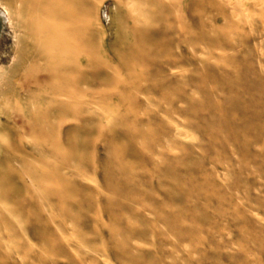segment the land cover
Returning a JSON list of instances; mask_svg holds the SVG:
<instances>
[{"label":"rangeland","instance_id":"rangeland-1","mask_svg":"<svg viewBox=\"0 0 264 264\" xmlns=\"http://www.w3.org/2000/svg\"><path fill=\"white\" fill-rule=\"evenodd\" d=\"M95 1L104 66L41 119L34 208L0 187V264H264V0Z\"/></svg>","mask_w":264,"mask_h":264},{"label":"bare ground","instance_id":"bare-ground-1","mask_svg":"<svg viewBox=\"0 0 264 264\" xmlns=\"http://www.w3.org/2000/svg\"><path fill=\"white\" fill-rule=\"evenodd\" d=\"M10 1L12 5L17 4L19 7H16L18 11H15L13 8L11 9L12 6H8L9 3H4L3 5V3L0 2V6L5 9V12L8 14L7 16H9L8 25H10L13 30L12 36L14 41V56L11 59L10 65L7 67H0V187H2V189L4 188L3 191L5 190V193L8 195H14L17 200L19 199L23 202L26 197H29L28 195L30 193H33L34 188H36L37 179L39 178V171L36 164L38 159H40L38 156L42 157V155H38L37 140L38 134L44 128L41 124V119L46 118L48 120L55 117L65 118L67 114L73 113L74 108L70 104H66L62 99L76 97V100H79L81 96L85 94V91H83L84 86L90 82V79H93L87 74L89 65L94 64L96 67H99L96 69H101L104 65L101 59L93 60L91 58V54H93V51L91 53V44L99 43L101 39V34L96 29V16L95 13L93 14L96 10H93V4L96 2L95 0L94 3L93 0ZM118 2L121 3V0H118ZM207 2L208 1H206V3ZM206 3L204 2V4ZM169 4L171 5V3ZM214 5L217 6L216 3H214ZM206 6L203 8L207 9ZM218 6L215 9H217ZM212 7L214 10L215 6L212 5L211 8ZM195 8H197L196 5ZM196 10H198V8ZM211 10L212 9H210V11ZM132 12L130 15H132ZM196 16L197 15L194 17ZM210 17L212 16L210 15ZM131 22H135V20H131ZM133 32H135V30ZM107 45H116V40L107 42ZM97 47L99 48L101 46ZM115 47L116 46L113 47V50H115ZM111 49L110 51H112ZM133 50H130L131 53H133ZM127 53L129 55V52H126V54ZM114 56L116 58L118 57V60L119 58H123L122 55L119 57L120 54ZM126 57L128 56L125 55V58ZM105 59L107 58L105 57ZM121 62L122 61H120V63ZM124 63L121 64L123 65ZM102 77L103 75L101 79H103ZM45 105L46 109L43 107ZM80 105L81 104H79L78 107L81 109ZM84 109H86V107ZM86 121L88 122V119ZM97 126L98 125L95 127ZM45 127L51 129L54 128V125H52L51 122H47ZM84 127H86V125ZM69 130L73 131L70 127ZM91 131H93V129ZM94 131L97 132L95 129ZM67 135H71V132L70 134L67 132ZM26 139L28 140L27 145L25 143ZM80 143H82L81 139ZM43 159L45 160V157H43ZM46 174L48 175V173H42L43 177ZM57 174L60 175V180H64L68 171L66 169L58 170ZM40 175L39 173V176ZM26 178L30 186L26 184ZM66 179L68 180V177ZM34 195L35 194H33V196ZM29 198L28 201L25 200L31 208H34L32 206H34L33 200L35 198ZM37 208L39 207L37 206ZM38 238L39 237L36 239Z\"/></svg>","mask_w":264,"mask_h":264}]
</instances>
